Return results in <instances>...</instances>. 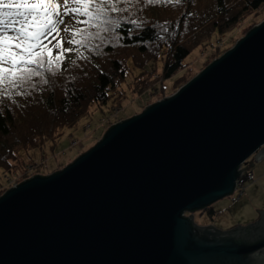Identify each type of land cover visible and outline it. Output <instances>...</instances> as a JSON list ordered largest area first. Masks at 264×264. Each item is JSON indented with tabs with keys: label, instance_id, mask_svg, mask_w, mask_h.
I'll return each mask as SVG.
<instances>
[{
	"label": "water",
	"instance_id": "1",
	"mask_svg": "<svg viewBox=\"0 0 264 264\" xmlns=\"http://www.w3.org/2000/svg\"><path fill=\"white\" fill-rule=\"evenodd\" d=\"M255 154L264 158V22L61 172L4 194L0 264H264V209L229 229L187 215L234 193Z\"/></svg>",
	"mask_w": 264,
	"mask_h": 264
},
{
	"label": "trees",
	"instance_id": "2",
	"mask_svg": "<svg viewBox=\"0 0 264 264\" xmlns=\"http://www.w3.org/2000/svg\"><path fill=\"white\" fill-rule=\"evenodd\" d=\"M263 5L264 0H182L179 5L129 6L139 27L127 22L128 14L116 17L121 27L107 33L103 43L93 41L100 44L98 49H81L87 59L66 53L61 71L49 85L37 78L29 95L0 98V168L9 172L18 167L14 161L22 151L57 143L65 129L90 116L92 108L103 109L110 102L115 107L134 66L140 70L134 75V87L152 83L146 77L155 71L148 65L160 58L162 76L169 79L186 67L184 60L195 47H207L215 35L231 32ZM147 8L156 10L154 18ZM206 211L215 216L211 207Z\"/></svg>",
	"mask_w": 264,
	"mask_h": 264
},
{
	"label": "rangeland",
	"instance_id": "3",
	"mask_svg": "<svg viewBox=\"0 0 264 264\" xmlns=\"http://www.w3.org/2000/svg\"><path fill=\"white\" fill-rule=\"evenodd\" d=\"M149 11H152L151 15L154 18L156 10L147 8L146 12ZM81 19L83 18L81 17ZM263 22L264 5L255 13L247 14L231 32L215 35L207 47H195L184 60L186 67L169 79H164L162 76L163 59L160 58L150 63L148 69L155 72L146 77L152 83H146L145 85L148 86L144 85L143 89H140L139 85L136 87L132 85L134 75H138L140 72L134 66L133 73L129 74L127 81L121 86L120 90L124 92L123 98L117 100L115 107H113V102H110L103 109L92 108L91 115L81 119L74 127L66 128L65 134L57 143H49L41 149L22 151L18 161H14L18 167L12 168L13 170L11 169L9 172L0 168V198L9 190L37 175L49 177L73 164L102 141L112 126L136 117L148 107L175 95L214 61L233 49L247 36L250 30ZM69 27L71 31L76 27H82V25H75L69 21ZM62 35L65 34L62 33ZM45 42L47 43V41ZM54 43L55 41H53ZM68 46L65 44V47ZM119 50L120 54L125 53L121 51L122 49L116 51ZM57 51L54 49V55L57 54ZM256 156L257 154L250 157L243 165L246 168L244 171L247 173L249 168L254 177L248 179L247 175H244L245 194L241 200H236L235 193H232L215 202L211 206L215 211L213 218L206 210L187 213V215H193L196 222H204V227L213 223L214 228L222 229L251 224L254 220L262 219L260 208L264 209V158L261 161H256Z\"/></svg>",
	"mask_w": 264,
	"mask_h": 264
},
{
	"label": "snow or ice",
	"instance_id": "4",
	"mask_svg": "<svg viewBox=\"0 0 264 264\" xmlns=\"http://www.w3.org/2000/svg\"><path fill=\"white\" fill-rule=\"evenodd\" d=\"M181 3L182 0H0V98L29 95L37 87V78L49 85L50 78L61 71L66 53L75 52L87 59L81 49H98L100 44L94 45L93 41L103 43L107 33L121 27L116 17L128 14L127 22L139 27L138 20L131 18L129 6ZM69 21L86 27L70 31ZM54 49L58 50L55 55Z\"/></svg>",
	"mask_w": 264,
	"mask_h": 264
},
{
	"label": "built area",
	"instance_id": "5",
	"mask_svg": "<svg viewBox=\"0 0 264 264\" xmlns=\"http://www.w3.org/2000/svg\"><path fill=\"white\" fill-rule=\"evenodd\" d=\"M244 169H246V168H244V166H242L240 179L238 180V182L236 184V190L234 191V193L236 195V200H241L245 194V188L243 187V179L245 178L244 175H247L246 178H248V179H252L254 177L253 172H251L249 168H248L247 173L244 171Z\"/></svg>",
	"mask_w": 264,
	"mask_h": 264
},
{
	"label": "flooded vegetation",
	"instance_id": "6",
	"mask_svg": "<svg viewBox=\"0 0 264 264\" xmlns=\"http://www.w3.org/2000/svg\"><path fill=\"white\" fill-rule=\"evenodd\" d=\"M259 222H260V221H259ZM232 231H233V230H231L230 232H232ZM255 231L261 233L260 236L257 237V238L259 239V241H260V242L264 241V227H261V228H256V227H255ZM208 238H210V239H214V237H212V236H208ZM243 241H244V240H243Z\"/></svg>",
	"mask_w": 264,
	"mask_h": 264
},
{
	"label": "crops",
	"instance_id": "7",
	"mask_svg": "<svg viewBox=\"0 0 264 264\" xmlns=\"http://www.w3.org/2000/svg\"><path fill=\"white\" fill-rule=\"evenodd\" d=\"M257 161V160H256Z\"/></svg>",
	"mask_w": 264,
	"mask_h": 264
}]
</instances>
